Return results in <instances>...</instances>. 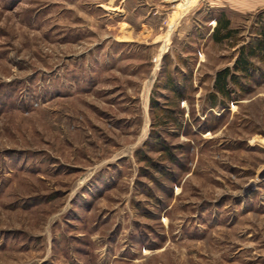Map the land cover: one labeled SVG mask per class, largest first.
Returning <instances> with one entry per match:
<instances>
[{"label":"rangeland","instance_id":"obj_1","mask_svg":"<svg viewBox=\"0 0 264 264\" xmlns=\"http://www.w3.org/2000/svg\"><path fill=\"white\" fill-rule=\"evenodd\" d=\"M185 2L0 0V264H264V0Z\"/></svg>","mask_w":264,"mask_h":264},{"label":"trees","instance_id":"obj_2","mask_svg":"<svg viewBox=\"0 0 264 264\" xmlns=\"http://www.w3.org/2000/svg\"><path fill=\"white\" fill-rule=\"evenodd\" d=\"M253 53H255V49L254 50H250L247 53L244 51V54H242L241 57L238 58L236 64H235V68L241 71H245L248 72V68H249V64H250V59H249V55H252ZM235 76L230 72V68H224L218 72H216V79H215V90H217V93H224L227 94L228 93V85L229 82L234 78Z\"/></svg>","mask_w":264,"mask_h":264},{"label":"crops","instance_id":"obj_3","mask_svg":"<svg viewBox=\"0 0 264 264\" xmlns=\"http://www.w3.org/2000/svg\"><path fill=\"white\" fill-rule=\"evenodd\" d=\"M259 1L263 0H214V3L218 5H221V3H223V6H226L228 4V6H230L231 8H235L232 7V4L239 3V5H241L243 9L250 10L255 7V2Z\"/></svg>","mask_w":264,"mask_h":264},{"label":"bare ground","instance_id":"obj_4","mask_svg":"<svg viewBox=\"0 0 264 264\" xmlns=\"http://www.w3.org/2000/svg\"><path fill=\"white\" fill-rule=\"evenodd\" d=\"M185 1H186L185 4L179 7L178 10L175 12L174 18L170 22L171 24H175L176 20L180 18L182 12L190 9V7L195 3H197L198 0H185Z\"/></svg>","mask_w":264,"mask_h":264}]
</instances>
